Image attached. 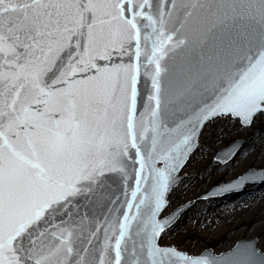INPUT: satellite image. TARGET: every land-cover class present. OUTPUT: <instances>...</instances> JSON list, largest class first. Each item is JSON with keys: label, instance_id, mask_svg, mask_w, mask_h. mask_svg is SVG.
<instances>
[{"label": "snow or ice", "instance_id": "6c2138e0", "mask_svg": "<svg viewBox=\"0 0 264 264\" xmlns=\"http://www.w3.org/2000/svg\"><path fill=\"white\" fill-rule=\"evenodd\" d=\"M261 119L264 0H0V264H264L167 243L192 157Z\"/></svg>", "mask_w": 264, "mask_h": 264}, {"label": "rangeland", "instance_id": "374dc122", "mask_svg": "<svg viewBox=\"0 0 264 264\" xmlns=\"http://www.w3.org/2000/svg\"><path fill=\"white\" fill-rule=\"evenodd\" d=\"M221 139H212L205 143L197 152L196 163L192 167L191 180L194 182L178 195L173 208L180 204L191 202L186 216L183 218L184 228H176L170 233L167 243L176 245L180 250L198 253L204 248L220 251L230 247L235 241L256 238L258 247H264V184L257 183L246 188L232 192L234 201L226 207L214 208L209 199H201L213 189L214 185L222 181H231L249 168L260 169L264 167V152L259 149V143L264 140V119L257 120L250 128L244 131L233 130L230 134H221ZM251 137L252 139H249ZM240 139L258 145L257 149L248 156L240 157L239 163L232 164L227 170H235L231 179L219 175L224 170L215 163L216 154L232 141ZM226 170V169H225ZM189 174V172H188ZM197 178V179H196ZM196 179V180H195ZM251 191L247 189L251 188ZM260 189V193H256ZM247 191V192H246ZM262 193V194H261ZM231 194V193H228ZM221 197V196H218ZM215 198V197H214ZM211 198V199H214ZM171 211V209H170ZM180 224V225H181ZM210 224L214 228H222L223 232L212 233L203 237L204 227ZM214 230V229H213Z\"/></svg>", "mask_w": 264, "mask_h": 264}, {"label": "bare ground", "instance_id": "6f19581e", "mask_svg": "<svg viewBox=\"0 0 264 264\" xmlns=\"http://www.w3.org/2000/svg\"><path fill=\"white\" fill-rule=\"evenodd\" d=\"M250 145H252L251 143H248L247 147H249ZM246 147V148H247ZM196 156H197V153L194 157H192V159L190 160V162L187 164L186 168L184 169V172L189 176V177H192L191 175V171H192V167H194V162L196 163L198 160L196 159ZM248 156V155H247ZM228 168V167H227ZM227 168H224V170L222 172L219 173V175L221 177H225V179H231L232 178V175L234 174L235 170H227ZM231 168V167H230ZM226 169V170H225ZM189 172V174H188ZM197 179V178H196ZM195 179V180H196ZM194 181L189 179V180H185L184 181V185L186 186V188L188 186H190ZM252 184H257V183H248L244 188H246L247 186H250ZM264 184V183H263ZM243 188V189H244ZM252 190V187L247 189V191H251ZM246 191V192H247ZM233 192H236V191H233ZM231 194H226L224 196H221V197H215L214 199H209V202L213 205L214 208H220V207H226L228 206L230 203H232V201H234V196L232 194V192H230ZM256 193H260V189L256 191ZM262 194V193H261ZM229 203V204H228ZM231 205V204H230ZM170 211V209H169ZM177 228H181L183 229L184 228V223L181 224V225H178ZM204 231L205 233L204 234H201L203 237L207 236L208 234L212 233V231L216 234H220L221 232H223L224 229L222 228H214V226L210 225V224H207L205 227H204ZM214 229V230H213ZM264 242V240H263ZM262 243H258L257 246H260Z\"/></svg>", "mask_w": 264, "mask_h": 264}, {"label": "water", "instance_id": "95a60500", "mask_svg": "<svg viewBox=\"0 0 264 264\" xmlns=\"http://www.w3.org/2000/svg\"><path fill=\"white\" fill-rule=\"evenodd\" d=\"M241 141L243 142V140H241ZM215 157H216V156H215ZM257 170H258V169H257ZM185 205L189 207L191 204L189 205V203H187V204H185Z\"/></svg>", "mask_w": 264, "mask_h": 264}]
</instances>
